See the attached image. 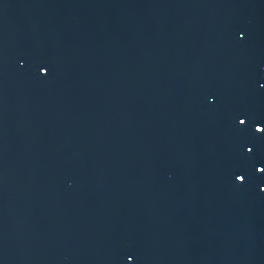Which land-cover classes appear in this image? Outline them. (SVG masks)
I'll return each mask as SVG.
<instances>
[{
	"label": "water",
	"instance_id": "1",
	"mask_svg": "<svg viewBox=\"0 0 264 264\" xmlns=\"http://www.w3.org/2000/svg\"><path fill=\"white\" fill-rule=\"evenodd\" d=\"M261 69L264 0H0V264H264Z\"/></svg>",
	"mask_w": 264,
	"mask_h": 264
},
{
	"label": "snow or ice",
	"instance_id": "2",
	"mask_svg": "<svg viewBox=\"0 0 264 264\" xmlns=\"http://www.w3.org/2000/svg\"><path fill=\"white\" fill-rule=\"evenodd\" d=\"M261 70L264 71V69H261ZM40 72L41 73H45L46 72V68L42 67L40 69ZM237 123L240 124V125H243L245 123V120L244 119H238ZM254 131L256 133L264 132V127H262L259 123H257L255 128H254ZM245 151H251V149H245ZM256 171L259 172V171H262V169L257 167ZM235 179L238 180V181H242L243 177L241 175H236ZM129 259H131V257H129Z\"/></svg>",
	"mask_w": 264,
	"mask_h": 264
}]
</instances>
